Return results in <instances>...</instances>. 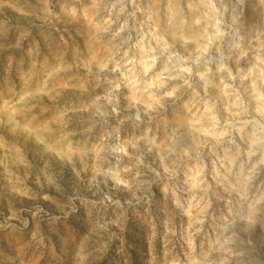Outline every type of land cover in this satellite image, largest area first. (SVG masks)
I'll list each match as a JSON object with an SVG mask.
<instances>
[{
	"label": "rangeland",
	"instance_id": "rangeland-1",
	"mask_svg": "<svg viewBox=\"0 0 264 264\" xmlns=\"http://www.w3.org/2000/svg\"><path fill=\"white\" fill-rule=\"evenodd\" d=\"M0 264H264V0H0Z\"/></svg>",
	"mask_w": 264,
	"mask_h": 264
}]
</instances>
